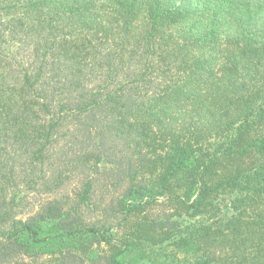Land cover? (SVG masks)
I'll use <instances>...</instances> for the list:
<instances>
[{"label":"trees","instance_id":"trees-1","mask_svg":"<svg viewBox=\"0 0 264 264\" xmlns=\"http://www.w3.org/2000/svg\"><path fill=\"white\" fill-rule=\"evenodd\" d=\"M0 264H264V0H0Z\"/></svg>","mask_w":264,"mask_h":264},{"label":"rangeland","instance_id":"rangeland-1","mask_svg":"<svg viewBox=\"0 0 264 264\" xmlns=\"http://www.w3.org/2000/svg\"><path fill=\"white\" fill-rule=\"evenodd\" d=\"M103 177V176H102Z\"/></svg>","mask_w":264,"mask_h":264}]
</instances>
